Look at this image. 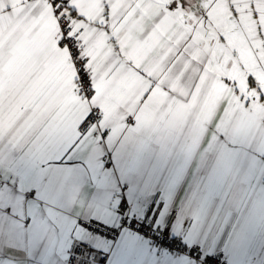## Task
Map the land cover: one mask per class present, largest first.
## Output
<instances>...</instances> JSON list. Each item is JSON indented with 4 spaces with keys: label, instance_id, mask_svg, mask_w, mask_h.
Wrapping results in <instances>:
<instances>
[{
    "label": "snow or ice",
    "instance_id": "6c2138e0",
    "mask_svg": "<svg viewBox=\"0 0 264 264\" xmlns=\"http://www.w3.org/2000/svg\"><path fill=\"white\" fill-rule=\"evenodd\" d=\"M50 3L57 45L92 100L99 73L62 15L75 9ZM177 5L184 0L167 7ZM42 12L43 0H0V264H264V115L226 106L181 141L132 112L113 140L90 104L68 136L33 78L30 37ZM149 79L142 99L158 77ZM258 93L241 95L244 108L264 101Z\"/></svg>",
    "mask_w": 264,
    "mask_h": 264
},
{
    "label": "crops",
    "instance_id": "0c3cea01",
    "mask_svg": "<svg viewBox=\"0 0 264 264\" xmlns=\"http://www.w3.org/2000/svg\"><path fill=\"white\" fill-rule=\"evenodd\" d=\"M211 1L184 0L183 9L179 5L169 9L173 0H135L131 6L130 0H114L115 6L105 12L108 0H74L76 15L68 14V19L74 29L85 27L91 72L99 73L96 95L85 100L74 89L73 62L66 49L57 45L56 18L50 3L43 0V12L34 22L30 39L33 78L40 81L46 115L64 121L65 134L71 136L76 133V118H82L90 104H97L113 140L124 117L135 112L146 128L165 131L181 141L191 136L201 120L214 118L226 106L264 115V101L252 99L244 108L241 99V95L257 97L258 89L264 92V0H222L220 11L232 15L231 45L221 35H210L206 25L202 35V14ZM116 20L119 23L112 28ZM249 38L255 42L254 49ZM236 49H243L242 59ZM134 68H143L147 75ZM149 77L158 80L142 99L152 82ZM96 139L89 144L90 151L98 154Z\"/></svg>",
    "mask_w": 264,
    "mask_h": 264
},
{
    "label": "rangeland",
    "instance_id": "374dc122",
    "mask_svg": "<svg viewBox=\"0 0 264 264\" xmlns=\"http://www.w3.org/2000/svg\"><path fill=\"white\" fill-rule=\"evenodd\" d=\"M222 3H224L222 2V0H212L211 1L209 9L206 12H204V14H202L203 18H202V24H201V31H202V35H204V26L206 25L207 26L206 29L210 30V35H213V36L221 35L224 37V39H226V43L228 45H231L232 39L230 37V33H231L230 23L232 20L231 18L232 15L231 14L226 15L224 9L220 11L219 7L222 6ZM227 9H229L228 6H227ZM242 38L245 40L244 34L242 35ZM240 39H238L237 41L242 42L240 41ZM215 40H217L215 41L217 44L220 43L221 42L220 36L219 38ZM254 43H255L254 40L249 38V44L252 45L253 49H254ZM235 51L237 53L236 56L239 59H242L241 57L244 56V53L242 52L243 49H236ZM235 51L234 53L232 52V54H235Z\"/></svg>",
    "mask_w": 264,
    "mask_h": 264
},
{
    "label": "built area",
    "instance_id": "2783aa9c",
    "mask_svg": "<svg viewBox=\"0 0 264 264\" xmlns=\"http://www.w3.org/2000/svg\"><path fill=\"white\" fill-rule=\"evenodd\" d=\"M47 1L50 3V0H47ZM73 2H74V0H68V3H69L70 5H72ZM50 5H51V3H50ZM57 6H59V5H57ZM51 8H52V7H51ZM62 15L64 16V19H66V20L69 22V25L71 26V32L69 33V35H70V36H74V37L79 41V44L83 46V50H82V52H81V56H87L86 51H85L84 40L81 39V38H83L84 30H83V31H80L81 27H83V29H85V27H84V26H81V27L78 28V29H74V28H73L72 23H71L70 20L68 19V8H67V7H65V8L63 9V13H62ZM55 18H56L57 33H58V36H59V38H60V31H61V29H60V26H59V24H58V20L60 19V17H59V16H55ZM66 51H67V50H66ZM67 53H68V51H67ZM87 57H88V56H87ZM88 64H89V62H88ZM73 67H74V65H73ZM74 70H75V75H76V69H75V67H74ZM90 70H91V68H90ZM91 73H92V72H91ZM74 89H75V91H76L77 94L84 96V94H83V90H82L81 86L79 85V81H78V79H75V86H74Z\"/></svg>",
    "mask_w": 264,
    "mask_h": 264
}]
</instances>
